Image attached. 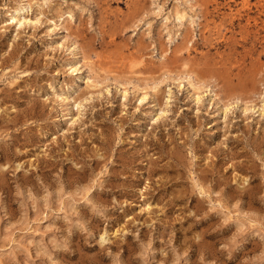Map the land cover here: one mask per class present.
<instances>
[{"label": "rangeland", "instance_id": "rangeland-1", "mask_svg": "<svg viewBox=\"0 0 264 264\" xmlns=\"http://www.w3.org/2000/svg\"><path fill=\"white\" fill-rule=\"evenodd\" d=\"M0 264H264V0H0Z\"/></svg>", "mask_w": 264, "mask_h": 264}, {"label": "bare ground", "instance_id": "bare-ground-1", "mask_svg": "<svg viewBox=\"0 0 264 264\" xmlns=\"http://www.w3.org/2000/svg\"><path fill=\"white\" fill-rule=\"evenodd\" d=\"M20 11H21V9H20ZM16 14H17V13H16ZM17 15H18V14H17ZM17 15H16V16H17ZM16 16H15V17H16ZM17 19H18V18H17ZM20 19H21V18H20ZM12 20H13V19H12ZM13 22H14V21H13ZM19 24H20V23H19ZM20 25H21V24H20Z\"/></svg>", "mask_w": 264, "mask_h": 264}]
</instances>
